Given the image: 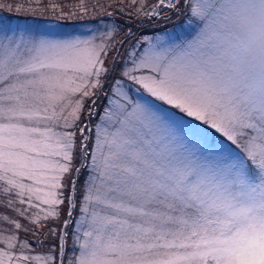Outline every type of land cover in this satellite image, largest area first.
Returning <instances> with one entry per match:
<instances>
[{
  "label": "snow or ice",
  "instance_id": "snow-or-ice-1",
  "mask_svg": "<svg viewBox=\"0 0 264 264\" xmlns=\"http://www.w3.org/2000/svg\"><path fill=\"white\" fill-rule=\"evenodd\" d=\"M3 10L133 26L0 21V264H264V0ZM176 20L182 36H136Z\"/></svg>",
  "mask_w": 264,
  "mask_h": 264
},
{
  "label": "rangeland",
  "instance_id": "rangeland-1",
  "mask_svg": "<svg viewBox=\"0 0 264 264\" xmlns=\"http://www.w3.org/2000/svg\"><path fill=\"white\" fill-rule=\"evenodd\" d=\"M74 2V0H63L64 4H70ZM149 2H154V0H149ZM109 12L113 10L111 8L108 9ZM175 19V18H174ZM125 20L126 23L123 24V27L133 26L131 21H127L126 17L123 13L115 14L111 17H104L103 15L96 16H88L83 19H71V20H60L57 21L52 18L50 15H32L30 13H15V12H8L7 10L0 11V21H3L5 26H10L12 28H19L21 30H28L30 32H38V33H48L52 35H56L59 37H69V36H81V37H88L93 34H98L99 32L106 31L105 26L111 25L117 21ZM136 27H140L139 24L134 26V30ZM184 27H187L185 24ZM167 33L170 36H177V35H184V32L181 28V25L178 20H176L175 24L168 23L162 24L157 23L149 26L148 24L143 25L142 32L137 31L136 36L148 35V36H155V35H164ZM119 38H123L118 37ZM128 45H125L127 48ZM147 47V43L143 44V48ZM143 48L138 46L139 51H143ZM111 57H109V61ZM136 98H140L139 95L133 93ZM102 114V113H101ZM73 219H78V216H74ZM70 231H74V228ZM32 252L31 255H42V246L40 244L35 243V238H32ZM43 247H47L45 244ZM76 247L73 244L72 239L70 238L67 242L65 251L67 255L71 257L73 252L76 250ZM32 264H37L36 261H32Z\"/></svg>",
  "mask_w": 264,
  "mask_h": 264
}]
</instances>
